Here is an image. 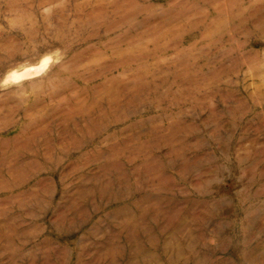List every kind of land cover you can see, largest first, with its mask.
I'll use <instances>...</instances> for the list:
<instances>
[{"label":"rangeland","instance_id":"1","mask_svg":"<svg viewBox=\"0 0 264 264\" xmlns=\"http://www.w3.org/2000/svg\"><path fill=\"white\" fill-rule=\"evenodd\" d=\"M0 264H264V0H0Z\"/></svg>","mask_w":264,"mask_h":264},{"label":"bare ground","instance_id":"2","mask_svg":"<svg viewBox=\"0 0 264 264\" xmlns=\"http://www.w3.org/2000/svg\"><path fill=\"white\" fill-rule=\"evenodd\" d=\"M48 62H44L42 63L40 66H36L33 68H27L25 70H21L20 72H14L12 73L8 79H12V80H21L27 77H30L32 75H36L38 73H41V71L46 67ZM17 71V70H16ZM29 100V99H28Z\"/></svg>","mask_w":264,"mask_h":264}]
</instances>
